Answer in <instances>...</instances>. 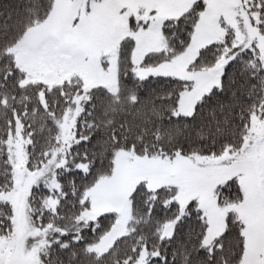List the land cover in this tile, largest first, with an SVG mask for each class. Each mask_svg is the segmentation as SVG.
<instances>
[{"label":"snow or ice","instance_id":"snow-or-ice-1","mask_svg":"<svg viewBox=\"0 0 264 264\" xmlns=\"http://www.w3.org/2000/svg\"><path fill=\"white\" fill-rule=\"evenodd\" d=\"M0 264H264V0L0 4Z\"/></svg>","mask_w":264,"mask_h":264},{"label":"trees","instance_id":"trees-1","mask_svg":"<svg viewBox=\"0 0 264 264\" xmlns=\"http://www.w3.org/2000/svg\"><path fill=\"white\" fill-rule=\"evenodd\" d=\"M5 0H0V4L4 3ZM8 2H20V0H8Z\"/></svg>","mask_w":264,"mask_h":264}]
</instances>
